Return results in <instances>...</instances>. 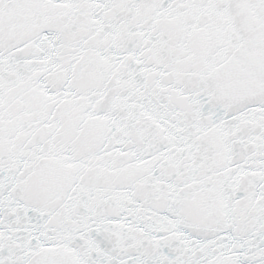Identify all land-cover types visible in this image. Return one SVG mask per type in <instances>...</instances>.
<instances>
[{
    "label": "snow or ice",
    "instance_id": "6c2138e0",
    "mask_svg": "<svg viewBox=\"0 0 264 264\" xmlns=\"http://www.w3.org/2000/svg\"><path fill=\"white\" fill-rule=\"evenodd\" d=\"M0 264H264V0H0Z\"/></svg>",
    "mask_w": 264,
    "mask_h": 264
}]
</instances>
